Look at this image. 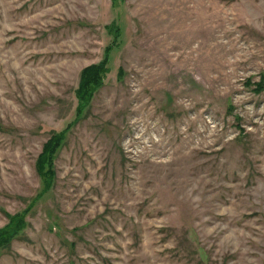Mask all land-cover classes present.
Returning <instances> with one entry per match:
<instances>
[{
    "label": "rangeland",
    "instance_id": "rangeland-1",
    "mask_svg": "<svg viewBox=\"0 0 264 264\" xmlns=\"http://www.w3.org/2000/svg\"><path fill=\"white\" fill-rule=\"evenodd\" d=\"M6 229L0 264H264V0H0Z\"/></svg>",
    "mask_w": 264,
    "mask_h": 264
},
{
    "label": "trees",
    "instance_id": "trees-1",
    "mask_svg": "<svg viewBox=\"0 0 264 264\" xmlns=\"http://www.w3.org/2000/svg\"><path fill=\"white\" fill-rule=\"evenodd\" d=\"M104 68V63H100L98 65H91L86 67L82 73V84L80 85V89L84 91V95L82 96L84 100L89 99L91 96V92L94 91L96 87L100 85V74L105 73L106 69ZM15 235L13 231L9 229L0 230V246L4 245L9 239Z\"/></svg>",
    "mask_w": 264,
    "mask_h": 264
},
{
    "label": "bare ground",
    "instance_id": "bare-ground-1",
    "mask_svg": "<svg viewBox=\"0 0 264 264\" xmlns=\"http://www.w3.org/2000/svg\"><path fill=\"white\" fill-rule=\"evenodd\" d=\"M164 41V40H163ZM187 43H188V41H187ZM176 44V43H175ZM172 46V45H171ZM199 62V61H198ZM196 65V64H195Z\"/></svg>",
    "mask_w": 264,
    "mask_h": 264
}]
</instances>
